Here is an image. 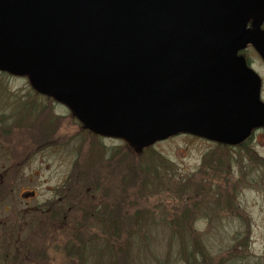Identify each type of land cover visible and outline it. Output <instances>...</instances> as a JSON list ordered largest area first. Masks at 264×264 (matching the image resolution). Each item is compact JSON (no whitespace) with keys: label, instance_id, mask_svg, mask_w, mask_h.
Listing matches in <instances>:
<instances>
[{"label":"rangeland","instance_id":"obj_1","mask_svg":"<svg viewBox=\"0 0 264 264\" xmlns=\"http://www.w3.org/2000/svg\"><path fill=\"white\" fill-rule=\"evenodd\" d=\"M0 94L29 107L24 128L0 139V264H77L83 253L84 264H264V127L246 149L218 152L180 136L137 150L90 136L67 108L37 98L26 77L1 74ZM24 191L34 199L22 201ZM60 205L97 224L87 250L75 249ZM103 225L119 235L109 257ZM190 242L195 259L181 251Z\"/></svg>","mask_w":264,"mask_h":264},{"label":"flooded vegetation","instance_id":"obj_2","mask_svg":"<svg viewBox=\"0 0 264 264\" xmlns=\"http://www.w3.org/2000/svg\"><path fill=\"white\" fill-rule=\"evenodd\" d=\"M156 2L163 16V28L167 36L169 48L166 54L124 62L120 70L122 73L116 78L120 82L112 89L114 94L110 93L112 97L98 96L94 92L98 90L99 81L104 83L108 68L96 72V80L92 77V71L81 69L84 94L74 109L52 96L39 94L37 98L41 96L61 104L76 118L82 129L87 130L90 136L101 137L102 140L124 141L123 138L95 132L75 112L80 113L87 123L96 121L94 125L104 132H127L133 129L144 136L154 137V141L146 148L180 136L201 139L217 147L214 149L218 152H221L220 148H248L256 131L262 127L254 129L239 144L225 143L221 137L214 136V128L224 113L220 107H228L236 97V86H239L241 96L247 94L246 82L250 74L258 79V102L264 106L263 80L255 68L262 70L263 67L253 56H257L264 64V0ZM1 74L21 77L0 68ZM126 81H130V84H125ZM145 81L156 82L164 88L162 97H166L163 106L154 101L144 104L142 88ZM97 96L101 101L96 99ZM22 103L13 101L10 95L0 94L1 140L15 130L24 128V113L29 112V107ZM118 108H122L125 114L117 113ZM56 117L53 115V118ZM134 120L135 123H132ZM77 137L79 139L80 135L77 134ZM4 149L7 153V147ZM222 156L220 153L217 159L219 170L221 165L218 160L223 159ZM19 197L27 202L34 199L35 192L24 191Z\"/></svg>","mask_w":264,"mask_h":264},{"label":"water","instance_id":"obj_3","mask_svg":"<svg viewBox=\"0 0 264 264\" xmlns=\"http://www.w3.org/2000/svg\"><path fill=\"white\" fill-rule=\"evenodd\" d=\"M168 48L156 0H0V68L27 76L37 92L72 109L84 94L81 69L92 71L96 80V72L109 68L104 83L99 81L94 90L108 98L120 82L116 78L124 62L160 57ZM250 75L247 94L241 96L237 85L236 97L228 107H220L224 113L214 136L225 143L239 144L254 129L264 127L258 79ZM142 90L144 104L154 101L163 106V87L145 81ZM116 112L125 114L122 108ZM75 114L95 132L123 138L137 150L154 141L133 129L104 132L94 125L96 121L87 123L80 113Z\"/></svg>","mask_w":264,"mask_h":264},{"label":"trees","instance_id":"obj_4","mask_svg":"<svg viewBox=\"0 0 264 264\" xmlns=\"http://www.w3.org/2000/svg\"><path fill=\"white\" fill-rule=\"evenodd\" d=\"M10 135H8V138H9ZM4 139L7 140V138H5V137H4ZM60 208H61V215L64 218H66L68 221H70V225L72 224L74 226V228L72 226H70V227H72V229H74V241H75L74 243L76 244V245L74 244L75 249H76L77 244H78V247L80 248V250H81L82 247L85 250H87L86 249V243H87V241H89V239L86 238L89 235V234H87L88 233L87 231L93 229L91 225L95 226L97 224L91 223V225H89V223L87 221H84L85 223H83V222H80V220H78V222H77V220H75V215H72V211H74V210L80 211V209H76L75 206H73V205H71V207H68V209H64L63 206L60 205ZM69 210H71L70 213L68 212ZM82 213H84L83 210H82ZM104 213L106 214V211H104ZM96 223H98V222H96ZM104 225H106V227H110V226L107 225V223H105ZM104 225H103V228H101V232H100L101 235L100 236H103L104 234L106 235V238L104 239V243H105L104 244V248H105V252L107 253V256L109 257L111 255L110 254L111 253V249L109 247L110 246H114V242L119 243V239H118L119 235L118 236H116L117 234L114 235V233H115L114 230L115 229L114 230L111 229V230H113V231H111L110 228H106V227H104ZM79 228H81V229H79ZM177 230H178V233H179L180 236L185 235L184 228L179 227ZM116 231H118V229H116ZM181 244H182L181 251H182V253L186 254L184 256H190V258L195 259L196 256H194V255L197 252L198 253L200 252V250L198 249L199 246L196 243H194V242H190L187 245H184L183 243H181ZM194 246H195V250H194ZM81 253H82V251H81ZM190 254H192V256ZM74 258H76V257H74ZM77 258L79 260L76 261V262H78L79 264H84L85 263L86 257L84 256V253L80 254V255H77ZM197 264H202V263H197Z\"/></svg>","mask_w":264,"mask_h":264}]
</instances>
